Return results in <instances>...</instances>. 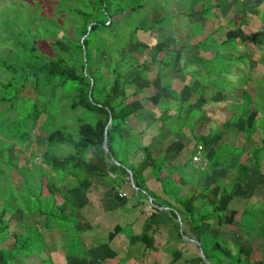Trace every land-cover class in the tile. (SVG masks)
I'll return each instance as SVG.
<instances>
[{
  "label": "trees",
  "instance_id": "1",
  "mask_svg": "<svg viewBox=\"0 0 264 264\" xmlns=\"http://www.w3.org/2000/svg\"><path fill=\"white\" fill-rule=\"evenodd\" d=\"M145 1L90 0L88 6L91 7L90 13L81 9L76 11L70 9V12L74 13L76 17L78 16L74 35L66 39H49L48 42L53 49L54 57L40 55L36 46L30 44L25 47L26 56L21 64L18 67L10 66L11 73L16 76L14 78L15 82L10 79L6 85L14 83L16 86L15 95L20 94V91L26 88L29 82L33 83V90L36 93L35 98H25V100L31 102V107L25 118L27 130L19 134L21 129L19 121L17 124L13 123L12 125L17 129L10 137L16 138L20 144H24L28 140L29 133L37 126L40 115L45 114L44 121L37 127L46 131V146L40 155L41 163L38 166L41 167L42 174H47L45 167L50 168L54 172V177L51 176L52 178L46 185L47 194H44L43 200L40 198L42 193L36 194L41 201L39 199L35 200L30 195H25L22 199L18 196H12L13 201L7 200L4 198V190L2 187L0 188L2 202L0 208V264H9L16 257H25L43 251L47 245L42 231L34 232L33 230L32 232L33 225L29 224L27 228L20 232L9 230L10 218H3L8 209L20 210L22 214H27L29 218L32 217V213L34 216L43 217L48 227H51L52 224L57 225L67 236L68 241H66V246L63 247L65 255L86 256V252L82 249L79 241L75 246L68 244L78 238L79 235V232L75 229L76 218L74 216L77 206L72 203V199L65 191L62 192L58 183L63 182L64 175H71L78 185L76 190L86 194L93 184L92 178L94 176L110 178L119 184L126 180L128 171L132 173L138 188L137 199L145 198L148 194L152 197L151 214L148 221L145 222L146 225L157 213L158 209L155 206H164L174 221L177 218V211L189 218L193 228L198 233V239L202 235L209 239V247L206 250L209 254L202 247L203 243L201 247L205 258L210 264H262L261 260L251 258L252 247L250 245L241 241L236 253H233L231 249L221 244L218 237L212 238L205 234L209 229H212L211 226L207 230H204V228L215 215L219 222L222 221L221 215L224 213V208L221 207V197H225L226 194L232 195L237 188L244 187L248 182L256 179L250 177V172H255L256 176L260 171L261 154L264 152V98L261 100L262 106L260 109V145H251L249 148L246 146V142L252 140L256 130L253 122L251 126H245L242 130L245 140H243L240 147L234 146V152L229 156L230 160H239L244 154L246 156L245 160L251 161L252 165L251 167L241 165L240 171H244V176L237 177V180L230 187L220 186L222 192L220 191L218 194L222 195H219V198L216 199V204L206 199H202L197 204L199 195L197 189L185 195L181 194V191L177 188H175V192L172 190L166 191L167 181L160 174V164L157 162L160 159L153 155L154 150L149 146L150 142L145 139L149 126L145 123H137L135 126L131 124L132 116L140 108L139 101L134 96L142 92L144 86L149 85L148 75L153 71L151 68L152 63L156 61L170 65L168 57L163 54L170 48L171 44L159 45L155 48L152 56L146 52L143 54L138 53L139 55L134 63L130 58L134 56L135 51H126L128 43H134L137 40L139 31L156 32L157 38H160L165 17H160L144 26L136 22L134 24L130 18L131 13L147 8ZM218 1L216 7L222 6L225 0ZM207 11L210 13V10L206 8L200 11H191L188 16L190 18L198 12L204 14ZM218 13L221 15V11ZM218 13L214 15L215 18L219 17ZM120 14L127 19L124 26H119V20L116 21L113 18L114 15ZM178 15L180 17L184 16L182 13H178ZM186 24L188 23L186 22ZM193 24L189 23V36L203 32L204 28L201 26H198L199 28L194 31L192 27L197 24ZM221 27L217 25L214 31L220 30ZM119 28L123 31L128 30L129 37L122 40L123 37L120 38L116 34V30L119 31ZM107 30L115 34L105 41L106 38L102 39V35ZM87 31V35L84 36ZM124 34L123 36L126 35ZM214 35V33H210L204 39V43L214 44L213 55L211 58L198 56L194 61L198 63L206 62L207 64L202 66V69L198 68L190 71L189 76L191 78L197 74L203 75V77L207 75L206 80L202 83L210 90L215 89L219 83L223 91H229L226 101L219 102V104L225 105L228 101H231L232 104L229 106L231 110L236 103L231 100L232 93L234 91L239 92L242 89L233 87L229 75L232 72L234 63L236 64L239 59L244 58L248 62L250 57L245 53H238V50L231 43L233 37H227L221 42L212 43L209 38ZM82 36L84 37L82 38ZM102 41L109 42V45L105 48L106 56L98 58L96 54L97 46ZM197 44L194 46L197 47ZM20 46L23 45L20 44ZM183 49L184 46L182 45L176 51L182 53ZM253 59L255 60L254 56ZM222 62L226 64L221 66ZM186 66L178 68L176 71L181 72L183 69L185 70ZM3 67L8 68L6 65ZM201 70H205V72L201 74ZM134 71H136V74L129 77V74ZM157 74L159 75V73ZM243 79L245 82L248 80V76L243 77ZM141 83L144 86L141 87ZM200 95L203 96V92ZM206 99L213 101L212 96ZM0 102L7 103L5 96H2ZM243 103L240 101V106ZM188 106L191 107L192 104L190 103ZM188 106L187 108H189ZM177 110L174 114L181 118L180 116L183 115L181 111H185V107L182 106L180 101H177ZM78 111L80 112L77 113ZM168 112L169 106H166L163 113L167 114ZM84 117H88L87 120ZM25 119H22V123L25 122ZM187 119H183V121L184 123L188 122L187 127L191 128L192 122L185 121ZM227 122L223 125L226 128L225 131L230 127V122ZM24 126L23 123L22 127L24 128ZM222 132L223 129H216L211 138L220 135ZM104 134L107 136L109 153L102 151L99 154L101 161H88L87 150L100 145L103 146ZM110 155L118 163L109 160ZM218 157L217 152H214L209 160H215ZM26 168L23 167L22 172L24 177L23 188L16 189V191H21L25 188V185L29 184L30 179L25 174L27 172ZM147 168L153 170L154 176L160 182L163 193L168 194L171 200H163L146 190L144 172ZM229 188L231 190L227 192ZM69 203L71 209H67ZM212 204H214V207L210 209ZM21 205H24L23 209ZM261 224H263L262 229L264 230V223L257 222L256 227ZM73 232L74 235L70 236L69 233ZM137 238L144 242L145 250L155 249L152 234L142 231ZM7 241L9 243L6 246L2 245ZM204 243L207 244V242ZM171 254L173 255L172 261H174L181 255V251L175 249L172 250ZM52 256L41 258V264H53ZM212 256L216 258L213 259ZM198 262L199 264H206L201 256H198ZM18 264L24 263L21 260ZM90 264H103V261L100 260Z\"/></svg>",
  "mask_w": 264,
  "mask_h": 264
},
{
  "label": "rangeland",
  "instance_id": "2",
  "mask_svg": "<svg viewBox=\"0 0 264 264\" xmlns=\"http://www.w3.org/2000/svg\"><path fill=\"white\" fill-rule=\"evenodd\" d=\"M188 1L189 3L187 4L185 0H146L145 3L147 4V8L145 10L131 13L130 18L133 20V23L135 24L136 22L143 26L152 23L160 17H165L162 23L163 28L160 32V37H164H162L161 40L160 38H157V34H155L156 32L139 31L137 40L134 43H128L126 51H135L134 56L130 58L132 63L137 60V56L139 55L138 53L143 54L146 52L152 56L154 54L155 47L157 48L159 45L171 44L169 51L165 52L163 55H167L172 58L174 65L172 66L174 68L171 69L163 68L164 66L160 65L158 62L152 63L151 68L153 71L148 75V80H150L149 85L144 86L141 83L140 86H144L143 93L134 96L137 99L140 98L142 103H144V106H153L154 108L156 104L160 103L159 98L162 92L169 94L176 88L179 89L181 83H177L176 85L172 84L176 81L174 79L171 81L173 77L177 76L182 80H191L188 73L198 68L202 69V66H206L207 64L206 62L191 64L190 67H185V70L183 69V71L178 72L176 69H178V67L182 64V59L186 58L190 61L199 55L204 56L205 58H211L213 55L214 48L206 46H203L204 48L202 52L200 51V48L197 50L195 47H188L182 52L183 56H180V52L176 51L182 44H195L196 42L201 43V41H203L207 36L205 35V32H202L200 34H195L200 36L187 39L184 38L186 33L190 30L189 23L192 22V19L189 18L187 12L190 8L196 9L198 7V3H196L198 0ZM237 1H239L240 6L241 4L242 6L238 9L239 13L237 15H234L236 12L233 14V19L235 18L234 20H230V16L233 12L231 9L233 7L236 9L237 7V5L233 6L236 3V0L224 6V9L222 10L224 12V16H220V18H223L222 21L228 26L224 27V30L218 34L219 36L217 35L218 42H221L227 37H233L231 38V43L233 47L238 50V53H245L250 57L248 62L247 59L244 58L239 59L236 64L234 63L232 72L229 75L230 80L233 82V87L242 89L239 92L234 91L232 93L231 100H234L236 103L233 105L231 110L229 109V106L232 104L231 101H228L225 105H220L219 102L226 101L227 93L229 91H223L219 83L216 85L215 89L210 90L209 87L202 83L206 80L207 75H204L205 77H203V75L198 74L192 77V85L188 87V89L186 87L184 88L186 93L182 98L184 106L187 107L188 105L186 104L191 102L193 106H198L204 110V114L201 113L198 107L193 109L186 108L185 111H181L183 115L180 116L182 118H180V123H184L183 119L187 118L188 119L185 121L193 123L191 131L192 134H189L190 130L186 129L187 132L182 134L181 142L184 146H186L187 151L194 147L195 152L198 150L201 153V156L196 157L195 160L208 161L211 158L210 155H212L213 152H217L219 157L215 160L220 161V166L214 168L215 173L205 172L208 168H206L204 164L202 168L196 166L197 168L194 169V172H191L194 176L198 173L202 175V177H206L208 174L205 183L211 188V190H213V192L220 190L221 185L230 187V185L237 180V177L239 178L241 175L244 176V171H240L241 165H239L236 160L229 161L227 159H229L230 154L234 152L233 147H240L243 140H245V135L242 133L245 126H251L254 122V126L256 128L255 133L252 136V140L246 142V146L249 148L251 145H260V109L262 106L261 100L264 98V0H255L253 3H250L253 0ZM89 2L90 0H0V99L2 96H5L7 99V103L0 102V188L2 187L4 190V198L7 200L13 201L14 199L12 196H18L22 199L23 196L30 195L32 198H35V200L39 199L41 201V199H44V194H47L46 185L49 183V180L54 177V172L50 170V168L45 167L47 174H42L41 167L38 166L39 163H41L40 155L46 146V131L42 130L43 128L40 129L37 127L44 121L45 114L40 115L37 121V126L29 133L28 140L24 144H20L16 138L10 137L14 130L17 129L16 127L14 128V125H12L13 123L17 124L19 121V127L21 128L19 134L27 130V122L25 118L31 107V102L27 101V99L25 100V98L31 99L36 97L32 82H29L27 87L20 91L21 95H15L16 86L14 83L6 85L10 79L15 82L14 78L16 76L11 73L10 66L18 67L21 64L23 58L26 56L25 47L30 44H34V46H36L40 55H43L44 57H54L55 54L53 53V49L48 41L55 38L66 39L73 36L78 16L76 17L74 13L70 12V9L74 11L81 9L90 13L91 7H88ZM240 10L244 12L241 13ZM181 12H184V16L182 17L178 15V13ZM208 13L209 12H207V14ZM204 17L208 18L205 14ZM113 18L116 21L119 20V26H124L127 22V19L123 18L122 14L116 16L114 15ZM186 21L188 24L184 23ZM198 28V25L192 27L194 31ZM108 31L109 30L103 32L102 35V39L106 38L105 41L110 39V37L115 34L114 32ZM116 34H118L120 38L123 37L122 40L129 37L128 30H116ZM123 34L125 36H123ZM212 39L213 36L209 38V40ZM105 41H102L101 44L97 46L96 54L98 58L106 56L105 48L109 45V42L106 43ZM20 44L23 46H20ZM253 56L255 57V60L253 59ZM105 60L106 63H108L107 59ZM225 64L226 63L222 62L221 66ZM5 65L8 68H4L3 66ZM160 71H164L166 74L164 79H159L161 75L158 76L157 74L158 77L156 76V73H159ZM204 72L205 70L200 71L201 74ZM135 74L136 71L130 73L129 77L134 76ZM246 76H248V80L244 82L243 77L246 78ZM199 92H203V96L197 97ZM208 96H212L213 101H208V99H206ZM145 98H147V100ZM240 101L244 102L241 106ZM170 103L171 106L175 108L174 100H171ZM79 112L80 111L77 113ZM87 118L88 117H84L85 120H87ZM139 118L145 119L148 122L156 119L154 112L151 114L142 108L141 111H137L134 116H132V126H135L138 123ZM22 119H25V122H23L25 129L22 127ZM226 121L230 122V127L227 131H225L226 128L223 126L226 124ZM188 124V122H185L184 125ZM218 128L223 129V132L215 137V141H212L210 139L211 135ZM190 135L193 136L190 138ZM145 139L149 141L148 136H145ZM211 141L213 143H211ZM161 149L162 146L156 150L157 154L161 151ZM176 149L177 153L175 155L174 152ZM178 149H180V147L168 149L166 156L163 154L162 160H188L186 155L189 154V151L187 153L180 154L182 149H180V151H178ZM102 151L105 152L103 146L101 145L95 148H89L87 150L88 161H101L99 154ZM194 154L195 153H193V155ZM261 156V171L264 172V152ZM169 157L172 159H169ZM245 159L246 156L244 154L239 158L241 161H244ZM250 165H252V163H250ZM23 167H27V172L25 174L28 175L30 181L29 184L25 185L24 189L16 191V189L18 190L23 188L22 186L24 185V177L22 173ZM204 167L205 169H203ZM189 170L193 171L191 169ZM256 177L257 176H255V178ZM125 179V182H123L117 190L118 198L121 196L122 198H129L134 194L133 192L135 189L130 179L128 176ZM71 180L72 179L65 182L67 186L64 185V188L69 187L73 189V187L78 186L77 183L73 185ZM112 182L115 181L112 180ZM91 188L92 191L89 196H83L82 194L76 195V203L80 204L81 200L85 201V197H90L98 211L100 209H105L103 206L100 207L101 205L97 202L103 189L102 181L95 178L94 184ZM261 188L264 189V179L258 181L256 178L248 182L244 187H240L241 193L239 195L244 193L246 194L251 189L259 190ZM171 190L175 192V188L170 183L169 191ZM230 190L231 188H229L227 192ZM63 191H65V189H63ZM39 193H42V196L40 197L41 199L36 195ZM256 194L262 199L260 195L264 196V191L261 190ZM211 198L212 203H215V196L213 195ZM133 200H135V196ZM147 201L149 203H146V212L142 214V218L145 217L146 214H150L151 202L148 199ZM224 202L227 204L226 199H224ZM117 205L118 204L116 203H112L111 208L116 207ZM234 205L235 208L239 209L243 206V202L239 201L238 198L234 201ZM21 206L23 209L24 205ZM1 207L2 202L0 199V208ZM24 214H22L20 210H6L3 218H10L9 230L20 232L27 228L30 224L33 225L32 232L33 230L34 232L42 231V228L39 227L43 217H38V215L34 216L32 213V217L29 218ZM23 217L26 220L23 219ZM94 218L95 219L90 220V223L93 224L96 221H100L102 216ZM181 219L183 222V218ZM103 221L105 224V220ZM174 223L177 228L180 226V222L178 220H175ZM107 225L109 226V223H107L106 226ZM106 230L100 231L101 234H106ZM168 232H161L158 235L156 234V242L154 243L155 249L144 252L147 255L146 257L141 256L137 259L139 264H198L197 258L201 255L197 245L194 242L183 244V242L186 243L183 238L178 239L175 242L173 241V243L169 245L171 250L179 249L182 252L177 259L172 261L173 255L165 249L167 244H164L165 239L169 238ZM172 232L173 237H175L178 232L176 227L172 230ZM105 234L103 236H105ZM103 236H101V238H103ZM61 240L62 238L59 237V235L56 238H52L50 244L48 243L49 249L53 251V249L57 250L58 247L60 248L59 244H61ZM206 240L207 244L204 242L202 244L205 251L208 250L209 247V239L206 238ZM238 240L240 239L237 238L236 243L233 245L231 244L234 252L237 250L239 244L237 243ZM8 243L9 242L7 241L2 245L6 246ZM87 247H89L88 244L85 245V248ZM57 251L58 253H61L62 257L63 253L60 250ZM55 253L57 252L54 251L51 255H55ZM88 253L91 254V250H88ZM206 253L209 254L208 251H206ZM16 260L18 262L19 257H16ZM16 260L14 259V261L9 264H17V262H15ZM25 261H30L28 264H40L39 255L30 257L29 260L26 259ZM86 261V259H80L79 262L73 260L71 262L69 261L68 264H85Z\"/></svg>",
  "mask_w": 264,
  "mask_h": 264
},
{
  "label": "crops",
  "instance_id": "3",
  "mask_svg": "<svg viewBox=\"0 0 264 264\" xmlns=\"http://www.w3.org/2000/svg\"><path fill=\"white\" fill-rule=\"evenodd\" d=\"M232 1L234 0H225L222 6L220 5L219 7H216V5H218L217 2H219L218 0H198L196 2L198 3V7L196 9L190 8V10L187 13H190L191 11H196V10L200 11L201 9L203 10L205 8L209 9L210 13L207 14L208 11L204 13L205 15L208 16V18L204 17L203 13L198 12L197 14L190 16V18L192 19L191 23L192 24L196 23L198 26H201L202 28H204L203 32H205V35L214 33L215 35L213 36V39L211 40V42L218 43L217 35L221 31L224 30V27L228 26L224 24V22L222 21L223 18H220V16L222 17L224 16L223 15L224 12L222 11L224 9V6L226 4L231 3ZM254 1L255 0L251 1L250 3H253ZM185 2L187 4L189 3L188 0H185ZM235 5H237L236 9L235 7L231 9L233 12L230 16V20L233 19L234 15H237L239 13L238 9H240V7L242 6V4L240 6V2L237 0L233 6ZM220 11H221V15L218 13ZM240 12L243 13L244 11L240 10ZM181 13L184 14V12H181ZM217 13L219 14V17L215 18L214 15ZM217 25L222 26V27L220 30L214 31ZM196 36H200V35L189 36L187 32L184 38L187 39V38H192ZM162 37H160V40L162 39ZM197 43L198 42H196L195 44H187V43H185L184 45L182 44L184 46L183 51L187 49L188 47H195ZM201 43H198L195 49L198 50V48H200V51L202 52L204 48L203 46L214 48L213 46L214 44L210 45V44L204 43V40L201 41ZM169 49L166 50L165 52L169 51ZM164 56L168 57L170 65H165L161 63L159 64L163 65L164 66L163 68H171V69L174 68L172 67L174 66L172 58H170L167 55H164ZM180 56H183V53H180ZM195 59L188 61L186 58L181 60V57H180L182 64L178 68H182L186 65H187L186 67H190L191 64L198 63L194 61ZM161 71L159 72V75H161L159 79L161 78L164 79L165 78L164 76L166 74L164 73V71L163 72ZM173 79L176 81H174L172 84L176 85L177 83H181L180 88L179 89L176 88L174 91H171V93L169 94L162 92L159 98L160 103L156 104V106L154 107L156 109H154L153 106H147V105L144 106V103H142L141 99L140 98L138 99L139 104H140V108L138 109V111H141L143 108V110H145L148 113L152 114V112H154V116L156 118L155 120L149 121V122L146 121L145 119L139 118L138 123H145L149 126L145 135L149 137V142H150L149 146L153 148L154 150L153 155L156 158L163 159V154L164 156H166L167 150L172 149L174 147H180V149H182L180 154L187 153L189 151V154L186 155L188 160H157V162L160 164L159 165L160 174L164 176L167 181L166 191L170 190V183L174 188L176 187L179 188V190L181 191V194H184V195L189 194L194 189H197L199 191L197 204H199L202 199L209 200V202L212 203L211 197L214 195L215 198L218 199L219 195H222V194H218L221 191V189L213 192V190H211V188L208 185H206L205 180L208 174L206 175V177L204 176L202 177V175L198 173L196 174V176L192 175L191 172H194V169H196L197 168L196 166H198L194 160H190L192 158L193 153H195L194 147L187 151L186 146H184V144L181 142L182 134H184V132H187L186 129H189L190 130L189 134H192L191 132L192 126L190 128L189 126L187 127V125H184L185 123H180V118L174 114V112L178 111L177 101H180L181 103L183 102L182 98L184 94L186 93L184 88L186 87L188 89V87L192 85L193 78L191 77V80H186V79L182 80L181 78L176 76V77H173L171 81ZM143 89H142V92H139L138 94L143 93ZM177 92H180V93H177ZM200 93L201 92L198 93L197 97L201 96ZM145 99L147 100V98ZM171 100H174L175 108L171 106V103H170ZM190 103L191 102H188V104ZM166 106L167 107L169 106V112L167 114H164L163 109ZM182 106L185 107V109L187 108L186 106H184L183 103H182ZM192 106L187 109L198 107V106H193V107ZM198 108L200 109V111L202 110L203 111L202 114H204V110L201 109L200 107ZM185 117H188V116H185ZM192 136L193 135H190V138ZM217 136L218 135L210 139L212 141H215L216 140L215 137ZM212 141L211 143H213ZM160 146H162V149L157 154L156 150ZM180 149H178V151H180ZM174 153L176 155L177 149L175 150ZM212 155L210 156L212 157ZM169 159H172V158L169 157ZM227 160L231 161L230 159H227ZM236 161L239 163V165H246L248 167H251L250 163L252 162L249 160H244V161L236 160ZM208 162H209V165H208ZM219 163L220 161L218 160H208V161L205 160V167L208 168L205 172L215 173L214 168L220 166ZM205 167L203 169H205ZM189 169L193 171H190ZM211 169H214V170H211ZM144 174H145L144 184H145L146 190H148L151 194L156 195L158 198H161L163 200H171L168 194L163 193L160 182L154 176L153 170L151 168H147ZM254 174L255 172L253 171L250 172V177L255 178ZM256 176H257L256 178L258 179V181H261V179H264V178H261V177H264V172L261 171V167H260L259 173ZM95 178L97 180H101L102 186H103L102 193L98 197L97 202L101 205L100 207L103 206V208L105 209L103 210L100 209L99 211L96 209V206L93 204L90 197H87V198L85 197V201L81 200L80 204H77L75 201V196L78 194H82L83 196L85 195L89 196V194H91V191H92V188H91L92 186L90 187L88 193L86 194H83L80 191H77L76 187H73V189L69 187L64 188V185L67 186L65 182L69 181L70 179H72L71 183H73V185L76 184L75 179L71 175H64L63 182L58 183L62 192L64 193L63 189H65V193L72 199L73 201L72 203H75L77 206L74 216L76 218L75 229L79 232V235H78V238L76 239L74 238L75 240L68 244L75 246L77 241H79V243L82 246V249L85 252L87 251L86 256H83V257H78V256H73V255L66 256L63 247L66 246V241H68L67 236H65L63 233V230H61V228H59L55 224H52L51 227H48L47 223L42 218L41 220L42 222L39 228H42V232L44 233V238L47 243L45 249L43 251H38L29 256H25V257L21 256L19 257V261L22 260V263L28 264L30 261L26 262L25 261L26 259L29 260L30 257H35L39 255L40 264H41V258L50 257L51 253L56 251L57 253H55V255L53 256L51 255L53 258V262H54L53 264H68L69 261L71 262L73 260L76 262H79L80 259L81 260L86 259L87 261L85 264L95 263L100 260L103 261V264H139V261H137V259L141 256L146 257L147 255L144 253L147 251L144 249V242H142L141 240L137 238L138 234H140L142 231L148 234H152L154 238V243L156 242V234L158 235L161 232L169 231L168 232L169 238L165 239L164 244H167L166 245L167 247L165 249H167L170 253L172 252V250L170 249L169 245L172 244L173 241L175 242L178 239L183 238L184 241L186 242V243L183 242V244H187L188 242H194L197 245L198 249H199V245L201 246L203 242H207L206 237L203 235L200 236L199 239L197 238L198 233L193 228L189 218L185 217L183 214H180L178 211H177V216H179V218L180 217L183 218V222L181 221V219L179 221L176 218V220L180 222V226H178L177 228V226H175L173 219L169 216L167 208L164 206H155L158 209L157 213L154 218L150 219L148 225H146L145 222L148 221L149 216L151 214V210H150V214L149 215L146 214L145 217L143 218H142V214L146 212L145 207L147 206L146 203L148 202L147 198L148 196L151 197V195L148 194L145 196V198L137 199V190L136 191L134 190L133 192L134 194L133 193L132 194L135 196V200H133L134 198L133 195L130 196L129 198L128 197L122 198V196L118 198L117 190L120 187V185L125 181L117 184V182H112V179L110 178H106V177L102 178V177L94 176L92 178L93 184H94ZM207 188H210V189L208 190ZM261 190L264 191L263 188L259 190L251 189L246 194L244 193L242 195H239L241 193L240 192L241 190L240 188H238V190L236 189L232 195L226 194L224 195L225 197H221V207L224 208V213L223 215H221L222 221L219 222L215 215L214 218L210 220V222H208V225L205 226L204 230H207L208 227L211 226L212 229H209V231L205 234H208V236L212 238L218 237L220 239L221 244L231 249L233 253H236V252L233 251L231 244L232 245L235 244L237 241V238H239L240 240H238L237 243H240L241 241H243L244 243L252 247L251 258L253 260H261L262 264H264V230L262 229L263 224H261L259 227H256L257 222L264 223V196L260 195V197H262L261 199L256 194L257 192H260ZM238 198H239V201L243 202V206H241L239 209L235 208V205H234V201H236ZM224 199L227 200V204L225 203L226 201L224 202ZM216 202L217 200L215 201L214 204H216ZM112 203H116L118 205L116 207L111 208ZM214 204L210 205V209H213ZM68 206L69 208L67 209H71L70 203ZM24 215L29 217L27 214H24ZM99 216H102V219L105 220V224L102 219L100 221L94 222L93 224L90 223V220H93L95 219L94 217H99ZM23 219L25 218L23 217ZM107 223H109V226L108 225L106 226ZM175 227L178 230V232H177V235L173 237L172 230L175 229ZM105 230H106V234L105 233L101 234L100 231H105ZM72 234L74 235V232L69 233L70 236H72ZM104 234L105 236H103ZM58 235L59 237L62 238V240H61V244H59L60 248L58 247L57 250H60L63 253L62 257H61V253H58L56 249H53V251H51L48 247V245L51 242V239L56 238ZM101 236H103V238H101ZM86 244H88L89 247L85 248ZM88 250H91V254L88 253ZM45 255H48V256H45ZM212 258L215 259L216 257L212 256ZM197 261H198V258H197ZM15 262H17V260Z\"/></svg>",
  "mask_w": 264,
  "mask_h": 264
},
{
  "label": "water",
  "instance_id": "4",
  "mask_svg": "<svg viewBox=\"0 0 264 264\" xmlns=\"http://www.w3.org/2000/svg\"><path fill=\"white\" fill-rule=\"evenodd\" d=\"M89 28H90V25L88 26V30H89ZM87 33H88V31L86 32V34H85L84 36H86ZM84 36H82V38H83ZM103 148H104L105 152L109 153V151H108V145H107V136H106V134H104V138H103ZM109 160H111V161H113V162H115V163H118V162L114 159V157H113L112 155H110ZM128 178L130 179V181H131V183H132L134 189L137 190L138 188H137V186H136V184H135V182H134L133 175H132V173H131L130 171H128ZM147 199L150 200V202H152V199H151L150 196H148ZM177 219L180 221L179 216H177ZM199 252H200L201 257L205 260L206 264H210L209 261L205 258V255H204V253H203L202 248H201L200 245H199Z\"/></svg>",
  "mask_w": 264,
  "mask_h": 264
},
{
  "label": "built area",
  "instance_id": "5",
  "mask_svg": "<svg viewBox=\"0 0 264 264\" xmlns=\"http://www.w3.org/2000/svg\"><path fill=\"white\" fill-rule=\"evenodd\" d=\"M199 156H201V153L197 150V151L195 152V154L193 155L192 159H194V161L196 162V164H197L200 168H202L203 164L205 165V161H203V160H195V158H196V157H199Z\"/></svg>",
  "mask_w": 264,
  "mask_h": 264
}]
</instances>
